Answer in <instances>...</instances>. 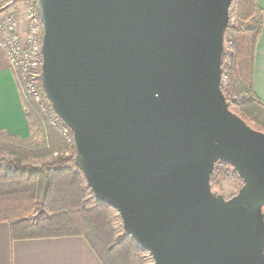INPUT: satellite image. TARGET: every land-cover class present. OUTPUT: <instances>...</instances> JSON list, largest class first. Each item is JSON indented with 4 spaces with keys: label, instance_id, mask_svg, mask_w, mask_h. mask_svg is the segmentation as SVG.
<instances>
[{
    "label": "water",
    "instance_id": "95a60500",
    "mask_svg": "<svg viewBox=\"0 0 264 264\" xmlns=\"http://www.w3.org/2000/svg\"><path fill=\"white\" fill-rule=\"evenodd\" d=\"M233 0H36L41 86L93 197L154 264H264V133L221 87ZM216 163L242 186L211 190Z\"/></svg>",
    "mask_w": 264,
    "mask_h": 264
},
{
    "label": "trees",
    "instance_id": "16d2710c",
    "mask_svg": "<svg viewBox=\"0 0 264 264\" xmlns=\"http://www.w3.org/2000/svg\"><path fill=\"white\" fill-rule=\"evenodd\" d=\"M30 1L35 9L36 0ZM237 1L232 13L230 8L229 18L233 14L235 21L229 20L225 43H233L227 72L230 90L240 102L235 103L221 91L231 112L264 133V104L253 86L254 55L262 19L257 0ZM47 108L56 126L31 100H25L26 118L31 128L38 127L39 141L30 143L0 132V152L12 157L0 159V223L20 230L25 238L83 237L97 252L101 264H144L134 241L116 242L106 206L88 204L91 192L74 164L75 146L62 135L61 129L66 126L49 103ZM68 134L72 136L70 131ZM53 155L52 162L37 167L25 164L30 158ZM226 176L240 181L229 165L216 163L209 180L213 192L220 194L216 189L218 180Z\"/></svg>",
    "mask_w": 264,
    "mask_h": 264
},
{
    "label": "crops",
    "instance_id": "0c3cea01",
    "mask_svg": "<svg viewBox=\"0 0 264 264\" xmlns=\"http://www.w3.org/2000/svg\"><path fill=\"white\" fill-rule=\"evenodd\" d=\"M7 7L13 1L1 4ZM262 27L256 44L253 64V86L264 104V0H257ZM15 71L9 67L0 50V132L27 139L30 130L22 103ZM0 264H101L89 243L78 236L25 238L8 223H0Z\"/></svg>",
    "mask_w": 264,
    "mask_h": 264
},
{
    "label": "built area",
    "instance_id": "2783aa9c",
    "mask_svg": "<svg viewBox=\"0 0 264 264\" xmlns=\"http://www.w3.org/2000/svg\"><path fill=\"white\" fill-rule=\"evenodd\" d=\"M229 20L234 23L231 16ZM42 36L43 27L32 1L25 0L22 5L18 4L11 10L6 7L0 8V50L6 57L9 67L15 71L23 96L29 98L49 118L51 124L56 126L55 119L47 108L49 102L41 86ZM232 56L233 43L229 41L225 43L220 87L232 101L239 103L240 98L230 90L227 72ZM68 131L70 130L67 127L61 129L68 142L74 144Z\"/></svg>",
    "mask_w": 264,
    "mask_h": 264
},
{
    "label": "rangeland",
    "instance_id": "374dc122",
    "mask_svg": "<svg viewBox=\"0 0 264 264\" xmlns=\"http://www.w3.org/2000/svg\"><path fill=\"white\" fill-rule=\"evenodd\" d=\"M23 1H25V0L13 1L12 4H10L9 6L6 7V9L11 10V9L15 8L16 6H18V4L22 5ZM5 2H7V0H3L1 4H4ZM237 2H238L237 0H233L232 5H231V13L235 10ZM0 8H1V6H0ZM231 19L233 21H235L233 19V14H231ZM19 86H20V84H19ZM19 88L21 90L20 92H21V96H22L21 97L22 98V103H23V106L25 108V100H26V98L23 96L24 94L22 93L23 92L22 91V87L20 86ZM25 115H26V113H25ZM27 122H28V120H27ZM28 126H29V122H28ZM29 130L31 132L30 136L27 139H22V140H26V141H28L30 143H35V142L39 141L40 140V134L38 132V130H39L38 127L36 125L33 128H31L29 126ZM9 136H14V135H9ZM16 137H18V136H16ZM18 138H20V137H18ZM54 158H55V155L48 156V157H43V158H30L29 160L25 161V164H27L29 166L37 167V166H40L42 164L52 162L54 160ZM0 159H12V157L9 156L8 154H4V153L0 152ZM241 186H242V183L236 177L226 176V177H222V178H220L218 180V186L216 187V189L219 191V193L221 195L224 196L225 199H229V198H231L232 196H234L238 192V190L240 189ZM88 204L92 205V206H97V205L98 206L99 205L100 206H106V208L108 209L110 221H112V225H113V228L115 230L116 242L120 241V240H132V238H130L129 236L125 235V233L123 231V228H122L121 218H120V216H119V214L117 213L116 210H114L112 207H110V206H108V205L96 200L93 197L92 193H91V195L89 197ZM139 251H140V255L139 256H140L141 260H143L144 264H154L152 257L150 256V254L146 250H144V249L139 247Z\"/></svg>",
    "mask_w": 264,
    "mask_h": 264
}]
</instances>
